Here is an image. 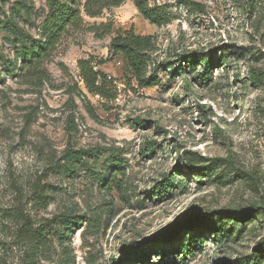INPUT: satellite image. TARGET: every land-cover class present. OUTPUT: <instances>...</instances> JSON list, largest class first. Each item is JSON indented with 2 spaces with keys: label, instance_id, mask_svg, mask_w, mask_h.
<instances>
[{
  "label": "rangeland",
  "instance_id": "374dc122",
  "mask_svg": "<svg viewBox=\"0 0 264 264\" xmlns=\"http://www.w3.org/2000/svg\"><path fill=\"white\" fill-rule=\"evenodd\" d=\"M189 1L149 0L170 15L158 26L132 0L97 17L77 0L83 21L40 63L44 77L7 74L0 60V264H26L22 214L43 222L67 210L86 216L70 236L75 264H115L188 221L162 241L175 250L146 264H264V0ZM49 14L46 0H0V19L14 16L34 37ZM131 29L154 38L156 85L129 84L124 58L111 51ZM12 40L0 29V55L13 60ZM190 52L215 57L211 80L199 79L201 64L174 75L163 64ZM83 58L117 80L115 99L87 91ZM68 147L109 149L64 175L53 166ZM111 152L124 160L117 184L106 183ZM181 241L191 248L181 252Z\"/></svg>",
  "mask_w": 264,
  "mask_h": 264
},
{
  "label": "trees",
  "instance_id": "16d2710c",
  "mask_svg": "<svg viewBox=\"0 0 264 264\" xmlns=\"http://www.w3.org/2000/svg\"><path fill=\"white\" fill-rule=\"evenodd\" d=\"M126 0H86L84 8L86 15L97 17L105 9L120 6ZM138 11L151 23L158 26L170 21V15L160 6H152L149 0H132ZM183 2L193 5L192 1ZM50 9L49 16L41 25V36L34 37L21 27L14 16L5 15L0 19V29L13 37L12 42L18 45L15 58L6 59L0 55L7 65V74H16L18 69L26 72H36L35 75L44 77L40 69V63L49 58L62 35L70 28H78L83 21L80 14L77 0H46ZM196 7L200 6L199 3ZM155 48L152 35L136 34L132 29L115 36L111 41L113 54H121L126 62L130 76H127L129 84L136 80L140 88L150 87L159 83L156 77L158 66L155 65L153 73L149 74L151 66V52ZM215 57L205 56L200 52H190L184 59L175 64L172 62L163 63L169 68L172 75L175 71L184 72L186 67H197L201 64L204 68L198 73L199 79L211 80L213 78V67L216 64ZM22 61L21 65L19 62ZM105 61H101L103 64ZM79 75L87 91L92 95H98L103 99H115L118 92L116 79L101 69H96L92 59H79ZM25 72V73H26ZM41 73V74H40ZM23 74V73H17ZM2 78L0 77V80ZM90 112L95 115L94 111ZM109 148H66L63 156L53 166L55 171L64 175L72 174L78 164H85L92 167L95 159H98ZM148 150L154 151V146L148 145ZM95 158V159H93ZM108 167L106 168V183L117 184V173H123L124 160L120 156L109 153L107 157ZM120 190L119 185H115ZM159 193L167 192L166 185L160 186ZM38 203L46 205L47 195L36 189ZM22 214L23 209L18 208ZM86 216L73 213L71 210L57 214L53 218L45 219L43 222H35L30 215L21 217L20 235L26 244V264H41L42 259L50 260L51 264H75L74 253L70 236L77 226L85 221ZM192 221L176 226L168 234L150 240L135 243L133 248L127 252L123 259L115 264H146L151 255L166 256L175 250V245L164 246L162 241L173 242L174 238L181 235ZM181 252L191 248L183 244V241L176 247ZM57 255L55 259L54 256Z\"/></svg>",
  "mask_w": 264,
  "mask_h": 264
}]
</instances>
